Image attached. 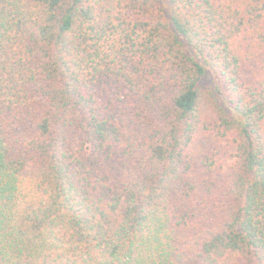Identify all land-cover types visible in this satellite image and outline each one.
I'll return each instance as SVG.
<instances>
[{"label": "trees", "instance_id": "trees-1", "mask_svg": "<svg viewBox=\"0 0 264 264\" xmlns=\"http://www.w3.org/2000/svg\"><path fill=\"white\" fill-rule=\"evenodd\" d=\"M0 264H264V0H0Z\"/></svg>", "mask_w": 264, "mask_h": 264}]
</instances>
